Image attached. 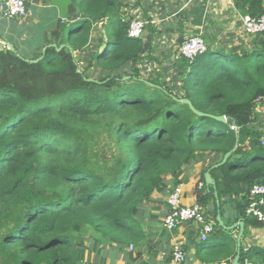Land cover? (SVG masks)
<instances>
[{
  "label": "trees",
  "instance_id": "obj_1",
  "mask_svg": "<svg viewBox=\"0 0 264 264\" xmlns=\"http://www.w3.org/2000/svg\"><path fill=\"white\" fill-rule=\"evenodd\" d=\"M232 1L242 16H264V0ZM59 2L63 16L42 43L34 42L40 29L32 21L0 22V41L16 49L0 47V264H84L88 234L92 247L127 254L146 240L142 206L167 189L168 176L178 186L179 173L206 155L218 164L232 152L211 174L221 194L239 185L248 191L237 205L256 225L246 209L253 186L264 185V127L256 122L264 32L249 53L208 47L192 60L178 58V91L159 75L143 77L140 65L152 51L145 55L144 38L128 35L122 0ZM98 22L105 47L86 58ZM203 180L196 193L208 208L214 190ZM236 246L217 225L195 258L231 264ZM247 257L241 249L240 264Z\"/></svg>",
  "mask_w": 264,
  "mask_h": 264
},
{
  "label": "crops",
  "instance_id": "obj_2",
  "mask_svg": "<svg viewBox=\"0 0 264 264\" xmlns=\"http://www.w3.org/2000/svg\"><path fill=\"white\" fill-rule=\"evenodd\" d=\"M122 1L127 5L126 16L131 21L134 19L149 21L142 37L146 41L145 55L152 51V59H146L141 63L143 77L150 78L159 75L167 85L174 83L178 91L181 78L178 76L177 50L181 44L177 40L181 34L184 39L202 34L208 47L215 51L226 49L243 54L261 45V35L246 33L245 16L239 13L232 0ZM29 3L27 16L18 20L20 22L30 20L37 24L40 30L34 42L39 44L43 41L44 30L62 18L63 12L59 0H31ZM4 10L3 0H0V22L8 18L4 16ZM102 26L103 22L95 24L87 50L88 54L84 52L82 56L88 58L92 52L102 48L99 46L104 33ZM4 33L7 36H13L9 28H6ZM1 44L5 45L3 41H0V47ZM256 122L264 127L263 104L258 107ZM220 159L215 155L203 156L192 168H184L179 173L183 205H193L197 202V188H203L200 187V183L204 184L203 178L206 172ZM212 177L215 180V177ZM167 179L169 181L167 189L164 192L155 193L151 200L142 206L140 220L146 233L145 243L133 246V249L129 245L126 249L127 254H125L123 248L115 245L112 247L107 245L105 248L97 245L92 247L93 242L90 235L86 238L84 236L85 246L91 247V250L85 251L84 264H175L171 255L176 243H181L186 249L188 254L186 264H202L199 259L195 258L199 252L198 247L202 243L198 225L187 222L173 230H167L164 226V219L170 208L168 198L176 188L171 176ZM212 189L214 190L213 187ZM235 189L233 193L218 192L217 196L214 194L208 206L209 216L216 226L218 211L227 225L243 222L242 249L250 256L249 259H253V262H264V222L259 221L256 225H250L251 220L241 215L237 200L246 199L249 193L241 185L236 186ZM213 216H216V219ZM239 231L240 226L231 231L236 240ZM222 264L228 263L224 261Z\"/></svg>",
  "mask_w": 264,
  "mask_h": 264
},
{
  "label": "built area",
  "instance_id": "obj_3",
  "mask_svg": "<svg viewBox=\"0 0 264 264\" xmlns=\"http://www.w3.org/2000/svg\"><path fill=\"white\" fill-rule=\"evenodd\" d=\"M6 2L7 8L3 11L5 17L8 18H24L28 14V3L31 0H3ZM149 21L134 19L130 23L128 35L130 37H141L145 31ZM244 28L248 35H258L264 32V16L253 18L251 16L244 17ZM208 50V45L202 34H197L186 38L178 48L177 58L186 57L189 60L204 54ZM234 128V127H232ZM203 187V183H200ZM182 187L176 186L174 191L168 198L169 211L164 219V226L167 230L176 229L181 224L193 222L198 225L200 239L202 242H207L209 237L215 231L216 223L211 220L208 208L196 202L193 205H183L181 200ZM264 185H254L250 192V203L246 209V214L256 218L260 222H264ZM133 249V245L130 246ZM186 252L181 243H176L173 246L172 258L176 264H181L186 261ZM243 264H264V262L255 263L248 257L244 259Z\"/></svg>",
  "mask_w": 264,
  "mask_h": 264
},
{
  "label": "water",
  "instance_id": "obj_4",
  "mask_svg": "<svg viewBox=\"0 0 264 264\" xmlns=\"http://www.w3.org/2000/svg\"><path fill=\"white\" fill-rule=\"evenodd\" d=\"M3 7L6 9L7 8V5H6V2L3 1ZM82 18H86V15L82 14L81 15ZM184 36L181 34L179 39L177 40V42L179 44L183 43L184 41ZM8 48L12 51H15V47L13 44L11 43H6L4 42ZM54 47H57L56 44L53 45ZM63 47V46H62ZM62 47H60L59 49H61ZM105 46L102 47V49L104 48ZM27 61H30V60H27ZM31 62H37V60H31ZM179 101L183 102V103H186L190 106V108L198 115H206L205 113L197 110L194 105L192 104L191 100H189L188 98H183V99H180ZM208 115V114H207ZM210 115V114H209ZM220 121H223V122H227V118L225 115H221V116H214V115H210ZM232 154V152H229L227 153L222 162L216 164L215 166H213L211 169H209L206 174H205V181H206V185L207 187H213L215 192V196L218 195V191H217V186H216V181L213 179L212 175H211V171L215 168H218L219 166L225 164L228 160V158L230 157V155ZM217 225L220 226L221 228H223L224 230H227V231H232V230H235L238 226H240V231H239V234H238V237H237V251H236V256L234 258V261H233V264H240V259H241V249H242V243H241V239H242V236L244 234V223L243 222H238V223H235V224H232V225H227L225 224V222L223 221L221 215H220V212L218 211V215H217Z\"/></svg>",
  "mask_w": 264,
  "mask_h": 264
},
{
  "label": "rangeland",
  "instance_id": "obj_5",
  "mask_svg": "<svg viewBox=\"0 0 264 264\" xmlns=\"http://www.w3.org/2000/svg\"><path fill=\"white\" fill-rule=\"evenodd\" d=\"M6 46V45H5ZM92 234V233H91ZM89 235V234H88ZM87 237V235L85 236V238ZM204 242H202L201 244H203ZM175 263V262H174ZM176 264V263H175Z\"/></svg>",
  "mask_w": 264,
  "mask_h": 264
},
{
  "label": "clouds",
  "instance_id": "obj_6",
  "mask_svg": "<svg viewBox=\"0 0 264 264\" xmlns=\"http://www.w3.org/2000/svg\"><path fill=\"white\" fill-rule=\"evenodd\" d=\"M204 185V184H203ZM197 202H198V200H197ZM207 207V206H206ZM209 213V212H208ZM216 226V225H215ZM205 243V242H204Z\"/></svg>",
  "mask_w": 264,
  "mask_h": 264
}]
</instances>
